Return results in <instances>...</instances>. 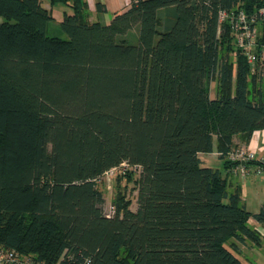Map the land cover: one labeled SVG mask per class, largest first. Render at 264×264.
I'll list each match as a JSON object with an SVG mask.
<instances>
[{
  "label": "trees",
  "instance_id": "16d2710c",
  "mask_svg": "<svg viewBox=\"0 0 264 264\" xmlns=\"http://www.w3.org/2000/svg\"><path fill=\"white\" fill-rule=\"evenodd\" d=\"M57 5L66 39L46 33ZM49 6L0 0V249L33 264H244L264 208L199 154L215 140L235 173L233 137L264 130V68L250 73L218 19L256 15L264 44V0H130L108 24L84 0ZM122 163L137 207L117 195L106 213L98 178Z\"/></svg>",
  "mask_w": 264,
  "mask_h": 264
},
{
  "label": "crops",
  "instance_id": "0c3cea01",
  "mask_svg": "<svg viewBox=\"0 0 264 264\" xmlns=\"http://www.w3.org/2000/svg\"><path fill=\"white\" fill-rule=\"evenodd\" d=\"M84 1H86L90 12L89 21L100 22L103 24H108L112 18V15L115 12L124 10L127 5L125 3V0H104L105 12L99 15L96 14L95 12L94 4L100 0H84ZM45 4L46 5L44 6L42 0V4H41L42 7L44 9H50L49 0H47ZM63 9L64 8H61L58 9L59 11H57L56 6L52 8L51 15L53 21L60 23L62 19ZM232 144L233 147L249 148L255 153V156L258 159L259 158L264 159V130L254 131L247 142L244 141L242 135H235L232 139ZM201 156H204V160L201 158ZM199 159L202 163H204V161L206 162L211 161L216 165V167H212V168L219 169L222 172V174L228 179L229 191L239 192L241 202L249 212L255 213L258 212L261 208H264V173L257 175L254 174L253 171L251 170L250 174L247 177L240 178L237 174L230 172L229 169L226 168L224 165L225 160L219 157V154L216 149L215 140H214L212 152L199 154ZM248 223L250 225L256 226L252 220H249ZM257 227L260 230H264L260 226ZM263 243L264 242L262 241L261 245L259 246H252L251 244H247V245L240 244L239 249L241 251V257H239V259L244 264H264ZM256 255L262 258L260 260H257L255 258Z\"/></svg>",
  "mask_w": 264,
  "mask_h": 264
},
{
  "label": "built area",
  "instance_id": "2783aa9c",
  "mask_svg": "<svg viewBox=\"0 0 264 264\" xmlns=\"http://www.w3.org/2000/svg\"><path fill=\"white\" fill-rule=\"evenodd\" d=\"M130 0H125L128 4ZM259 15H264V9L259 10ZM228 19L231 25V30L234 33L235 45L241 50L247 59L250 66V73L252 75L263 74L264 68V44L257 42L258 28L256 26V15L248 18L246 15L239 11L238 13H226L224 11L219 13V21ZM227 159L232 163H235L234 172L240 178H245L250 174L252 170L253 173L259 175L264 173V159L257 158L255 153L246 147H231V149L226 154ZM258 161V165L254 168L246 166L247 163L252 161ZM131 169L126 163H122L118 167H114L104 172L102 176L98 178V182H102L105 188H109L111 184V177H113L116 171L124 172ZM0 264H33L31 258H25V260L20 259V257L13 251H6L0 249Z\"/></svg>",
  "mask_w": 264,
  "mask_h": 264
},
{
  "label": "rangeland",
  "instance_id": "374dc122",
  "mask_svg": "<svg viewBox=\"0 0 264 264\" xmlns=\"http://www.w3.org/2000/svg\"><path fill=\"white\" fill-rule=\"evenodd\" d=\"M45 2H47V0H43V4L44 6L46 5ZM41 4H42V0H41ZM63 8V6L61 5H57L56 9L57 11H59L58 9ZM107 15V14H104ZM47 35L48 36H56L62 39H66L67 36L64 32H62V30L60 29L59 23L55 22V21H51L48 24V28H47ZM209 93L210 96L213 97L214 96V83L211 81L209 83ZM201 158L204 160V156H201ZM203 166H210V167H216V165L211 162V161H204V163H202ZM129 170V168H128ZM131 176L128 177H119L117 178L118 175H122L123 172L121 171H116L113 175V177H111V184L110 187L107 189L105 188L103 181L98 182V188L102 191L103 193V197H104V203L102 205V209L104 212L106 213H110V211L112 210L113 206L112 203L114 201V199L116 198L117 195H125V198L127 199V201H129V209L131 211H135L137 205H136V186H137V180H138V171H134L131 169ZM255 174V173H254ZM261 236L263 238V242H264V230H260ZM264 244V243H263ZM264 246V245H263ZM250 251V250H249ZM251 252V251H250ZM252 253V252H251ZM249 255V254H248ZM250 256V255H249ZM251 257V256H250ZM254 257V255H253ZM255 258L257 260H260V256L256 255ZM20 259H24L20 258Z\"/></svg>",
  "mask_w": 264,
  "mask_h": 264
}]
</instances>
